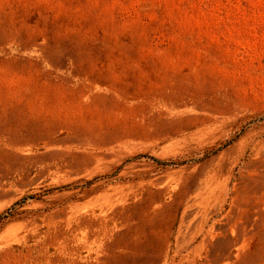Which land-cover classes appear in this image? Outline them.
I'll return each mask as SVG.
<instances>
[{
  "label": "rangeland",
  "instance_id": "1",
  "mask_svg": "<svg viewBox=\"0 0 264 264\" xmlns=\"http://www.w3.org/2000/svg\"><path fill=\"white\" fill-rule=\"evenodd\" d=\"M252 141L264 0H0V264H194L201 167Z\"/></svg>",
  "mask_w": 264,
  "mask_h": 264
},
{
  "label": "bare ground",
  "instance_id": "2",
  "mask_svg": "<svg viewBox=\"0 0 264 264\" xmlns=\"http://www.w3.org/2000/svg\"><path fill=\"white\" fill-rule=\"evenodd\" d=\"M200 173L196 213L181 231L175 258L248 264L254 257L249 244L264 240V147L240 142L209 159Z\"/></svg>",
  "mask_w": 264,
  "mask_h": 264
}]
</instances>
